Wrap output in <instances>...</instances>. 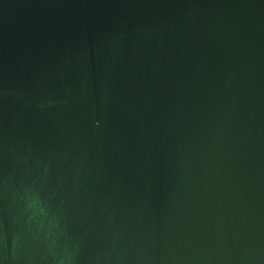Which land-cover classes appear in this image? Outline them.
<instances>
[{
  "label": "water",
  "instance_id": "1",
  "mask_svg": "<svg viewBox=\"0 0 264 264\" xmlns=\"http://www.w3.org/2000/svg\"><path fill=\"white\" fill-rule=\"evenodd\" d=\"M0 264H264V0H0Z\"/></svg>",
  "mask_w": 264,
  "mask_h": 264
}]
</instances>
